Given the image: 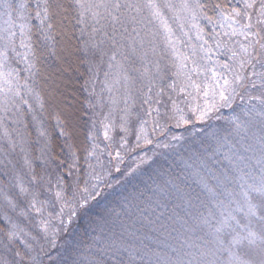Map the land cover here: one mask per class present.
Returning <instances> with one entry per match:
<instances>
[{
    "label": "trees",
    "instance_id": "obj_1",
    "mask_svg": "<svg viewBox=\"0 0 264 264\" xmlns=\"http://www.w3.org/2000/svg\"><path fill=\"white\" fill-rule=\"evenodd\" d=\"M10 2L18 5L21 0ZM198 2L205 5L201 9L205 20L195 31L179 37L180 46L184 53L189 52L187 56L195 54L201 69L209 70L201 71L198 76L192 73L196 84L202 85L206 76L210 79L213 70L231 80L233 72L223 67L225 63L245 77L243 86L236 88L232 106L220 107L205 119H198V113L194 114L191 108L203 105L202 94L197 95L190 86L185 93L169 87L173 83L187 85L188 81L184 73L177 75L179 71L171 57L173 51L166 47V43L161 46L158 42L161 55L154 53L156 59H153V54L146 52L151 45L145 36L142 49L138 46L135 53L127 50L130 60L125 68L130 72L132 69L139 70L132 72L137 76L135 82L128 81L131 84L128 92L132 93V89L134 92L130 101L133 105L129 110L131 115L124 125L127 131L108 134L107 139L97 123L100 120L97 106L100 99L104 100L106 96L105 87L101 88V85L112 77L108 69L115 46L105 35L102 40L97 38L100 43L95 42L93 48L88 46L82 24L78 22L80 15L75 0H50V3L62 7L50 10L52 19L46 20L43 25L34 11H30L35 8L37 0H27L29 11L24 15L29 19H21L13 13V31L17 33L15 49L17 44L19 47L22 44L20 25H25L23 41L25 44L26 38L28 58L34 65L28 83L36 97L32 104L35 106L38 103L33 113L35 120L28 117L21 125L27 126L31 132L30 144L26 142L30 165L27 168L25 165V168L30 182L38 189L35 205H45L47 210L44 214L50 213V222L47 224L49 236L44 239L39 229L44 221L41 216L25 208L21 200L14 199L11 192L6 191L5 198L11 209L0 207V234L5 236L10 230L33 227L35 239L42 246L35 253L42 258L39 264H188V246L192 242L206 240L204 232L191 233L194 229L191 226L209 209L213 210L217 201L230 191L237 170L230 165L226 151L228 143L233 140L234 125L246 121L257 132L264 130V103L253 99L260 97L264 89L260 80L251 75L253 71L264 69L259 64L255 69L250 65L240 68L236 58H232V51L242 54L240 45L247 46L249 43L243 35L219 36L220 15L215 5L222 4L230 10L243 8V2ZM3 12L0 7V36L6 35L3 29L7 27L4 21L8 17ZM206 17H212V21L209 22ZM171 21V26H175V20ZM252 22L255 25V15ZM48 23L54 27L47 29ZM220 30L228 32L223 28ZM107 33L111 34L110 28ZM199 43L202 45L191 54L190 45L193 49V45ZM10 51L8 60L12 66L16 69L22 67L18 64L15 51ZM121 59V55L117 54L113 62L119 64ZM93 62L99 63L98 71L92 69ZM186 63L187 73L194 66L191 59ZM144 68L148 73L141 75ZM146 78L153 82L149 87L151 92L144 87ZM223 82V79L219 80L220 84ZM253 84L256 86L253 87ZM134 93H137L136 96ZM188 93L192 96L189 97ZM195 96L196 99H192ZM149 97L152 111L150 115H145L149 104L141 105V101ZM157 100L159 103L155 102ZM172 100L177 101L191 123L177 126ZM105 103H102L104 107ZM156 109H159V116ZM142 120L146 121L143 125ZM155 121L160 127H156ZM31 122L39 126L46 139L35 137ZM143 132H147L148 139L153 143L148 144L143 138L137 140V134L143 137ZM43 144L48 149L42 153L44 155L40 147ZM165 144L168 147L160 146ZM93 145H96L94 150ZM34 176L42 179L33 180ZM205 182L214 192L207 191ZM86 183L99 184L102 196L90 201L91 210L84 215L77 209L76 200L79 190ZM59 189L61 196L57 197ZM73 210L77 211L76 216L71 215ZM3 216L17 218V226L13 228L5 224ZM50 242H54L55 247ZM10 248L4 258L6 264H16L20 260L16 252L31 255L28 248Z\"/></svg>",
    "mask_w": 264,
    "mask_h": 264
},
{
    "label": "snow or ice",
    "instance_id": "obj_2",
    "mask_svg": "<svg viewBox=\"0 0 264 264\" xmlns=\"http://www.w3.org/2000/svg\"><path fill=\"white\" fill-rule=\"evenodd\" d=\"M76 5L78 6L80 20L79 23L84 22V18L87 16L91 18L95 23L99 24L101 20H107L109 23L107 25H102L101 28L110 27L111 34L105 32L104 35L110 41L112 45L115 46V50L112 53L111 60H116L117 54L121 55L123 61H129L130 57L127 54V50H130L132 53L137 51L138 46L142 49L144 46V37L150 36L152 39H155V36L158 34L152 30L145 31L143 36L141 31L138 29L143 26L147 28L148 25H154V21L158 22L159 27L164 30V40L165 43L172 49H175V42L172 40L173 29L169 24L167 13H172V19L179 21L181 19L180 13L190 9V4L188 0H179V3H174L173 0H75ZM0 7L4 9L3 15L7 16L8 19L4 21L7 27L3 29V32L6 35L0 36V40L3 41V44L0 45V69L4 68V60L8 57L9 50L15 51V37L17 33L13 31L15 27V22L13 20V13H16L21 19H29L30 17H25L24 13L29 11L27 0H21L18 5H13L10 0H0ZM59 4L50 3V0H37L36 6L30 11H34L36 18L40 19L41 24H45L46 20H51L52 15L50 10L61 8ZM197 8L203 9L205 5L199 4L197 0ZM215 8L219 10V15L221 19L225 21L224 24H221V27H227L230 29V33L226 32L225 35L237 36L243 35L246 40L249 41L248 45H240L242 54L232 51V58H236L238 55L240 59L238 61L239 67L244 68L246 65H250L253 69L256 68V65L259 64L261 69H264V0H243V8H231L226 9L222 4L215 5ZM256 16V23L253 25L252 18ZM209 22L212 21V17H206ZM47 29H52L54 25L48 23L46 25ZM179 27L182 29L183 24H179ZM25 25H20V35L24 36ZM256 29L253 31V29ZM120 29V30H118ZM101 29L93 28L92 31L95 33ZM119 37V39H117ZM51 37H49L50 39ZM139 38V39H138ZM148 43L152 46L153 51L155 50V45L152 44V40H149ZM23 46V42H22ZM251 49V51H249ZM126 50V51H122ZM176 54V53H174ZM146 55V53H144ZM184 61L192 60L193 68L189 69L187 73H184L185 79L188 81L187 85L181 84L176 85L173 83L169 87L173 90H177L180 93L187 92V87H192L195 89L197 95L203 96V105L197 104L195 108H191V111L196 114L198 113V119H205L208 114L214 110H218L220 107H231L232 101L236 95V88L242 87L244 84L245 77L235 72L234 69L229 66L227 63L223 65L224 68L233 72L232 79L229 80L222 73H217L214 70L212 71L211 78L205 77L204 82L201 84H196L192 79V73L195 72L197 76L201 71H209L208 69H201L197 64L195 59V54L192 56L182 57ZM134 63V61H133ZM34 67L30 64L29 68ZM110 68H118L123 75V79L129 82H135L137 76L133 75L132 72L139 71L138 69H132L131 72L129 69H125L123 64H109ZM182 69H187V63L180 65ZM147 68L143 69L141 75L147 73ZM107 76L108 74L105 73ZM177 75H181L180 72ZM252 76L258 78L261 82V87L264 89V70L251 73ZM12 76L11 72L0 71V78H4V83L8 85L7 89L0 88V109L7 112L9 111L10 106H16V97H20V102L27 104L28 100L24 99L21 96V90L19 87L12 86L11 80L9 79ZM223 79V84L219 83V80ZM256 85L253 84V87ZM27 87V86H26ZM29 93L32 92L31 88H27ZM151 92V88H149ZM163 89H161V93ZM188 96L191 97L192 94L188 93ZM218 98V99H217ZM171 99V97H169ZM196 99V97H192ZM253 99H260L264 103V91L260 97H253ZM151 97L143 99L141 105L149 104V109L145 112V115L151 114ZM159 103V101H155ZM173 115L176 118L177 126L180 123L188 124L191 123L189 119L186 118L183 109L179 108L177 101L172 100ZM157 116H159V109L155 110ZM131 112L126 110L124 116L120 117L122 123L120 127L127 131L124 127L127 123ZM139 118V114H138ZM146 121L142 120L141 124L143 125ZM156 127H160L159 122L155 121ZM113 125H105L104 136L108 137V129ZM143 131V128L141 129ZM7 135V130L5 131ZM137 140L141 138L145 140L146 143H153L152 140L148 139L147 135L141 137L137 134ZM173 139H176L173 137ZM126 143V142H125ZM161 147H168L167 144L160 145ZM96 145H93V150ZM93 153H90V155ZM261 154L264 156V141L261 145ZM116 155L119 157L120 153L117 151ZM143 163V161H141ZM27 163V161H26ZM117 172L120 171L119 168L116 169ZM134 171V169H133ZM130 174V173H128ZM33 180H40L42 178L33 177ZM100 188L99 184L88 185L87 183L80 189L79 198L76 200V207L84 215H87L91 210L90 201H95L97 197L102 196V191L98 190ZM205 188L208 192L212 193L214 190L208 188L207 183L205 182ZM21 191H26L21 187ZM241 195L243 197V203L237 202L238 207L234 210L225 209L219 211V217L217 218L216 213L211 209L208 210L206 215L200 217V223L208 228L212 229L214 233L217 234L218 243L223 244V240L220 239L221 234L227 229L230 230L232 235L231 240L228 242V247L225 249L229 253L230 259L228 264H252L251 260H246L243 258V255L235 251V247L241 244L247 243L248 246L253 248H259L261 253V260L259 264H264V167L260 170V176L258 181H254L251 184L242 183L240 185ZM255 194V195H254ZM57 197L61 196V193H56ZM7 199V197H6ZM218 204L221 202L217 201ZM35 207V200H33L32 205ZM222 206V205H221ZM223 207V206H222ZM40 211L39 208L36 209ZM234 212L243 213V218L247 223H241L240 219L237 218ZM78 213L76 210H73L71 213L72 216H76ZM215 219V224L212 223V220ZM259 224V230H253L250 225L253 222ZM240 229L243 231H238ZM18 233L15 231H8L5 233L6 239L9 242H12ZM52 246L55 247L54 242ZM15 255L20 257V260L16 264H24V260L30 261V264H37L36 258L27 256V254H22L21 252H16ZM51 259V257H50ZM55 264V262H54ZM189 264H192V261H189ZM202 264H213L212 261H203Z\"/></svg>",
    "mask_w": 264,
    "mask_h": 264
},
{
    "label": "rangeland",
    "instance_id": "obj_3",
    "mask_svg": "<svg viewBox=\"0 0 264 264\" xmlns=\"http://www.w3.org/2000/svg\"><path fill=\"white\" fill-rule=\"evenodd\" d=\"M173 2L179 3V0H173ZM241 2H243V0H241ZM188 3L191 6L190 9L181 12V19L178 22L175 21V26L172 27V40L175 42V49L170 48L166 44V47H169V50L173 51L171 57L174 61L173 64L175 65V68L178 69V71L182 74L186 73V69H182L180 67V65L186 63V61H184L182 57L189 55V52L184 53L183 48L180 46L181 40H179V37H181L183 34H187L191 30L195 31L196 29H198V26H200V24L205 20V15L201 13V9L196 7L197 0H188ZM167 16L169 18V24L170 22L172 23V13L168 12ZM108 23L109 22L106 19L101 20L100 23L97 24L87 16L84 18V22L81 23L83 28L82 31L85 42L89 47L91 46V48H93V46H95V42L100 43V39L102 40L103 37H105L104 33L107 32L110 27L101 28V26L107 25ZM221 23L224 24L225 21L223 20L222 22L219 17L218 25H221ZM179 24H183L184 27L181 29L179 27ZM154 25L155 27H153L152 25H148L147 28L141 26L138 29L139 31H141V34L148 30H152L158 33L155 36L154 40L150 36H147L146 38V41L152 40V44L155 45L154 51L152 46H150V48L148 47V51H146L149 55L150 53L153 54V56H151L153 59L155 58V55H161L160 50H158L157 47L158 42H160L161 46L165 44V41L162 40V36H164V30L159 27L158 22L154 21ZM94 27L101 30L94 33L92 31ZM220 28L226 29L230 33V29H228L227 27L220 26ZM220 28L219 36H221L222 38L223 36H225V34L220 30ZM98 37L100 38L99 40H97ZM21 40V42H23V46L22 44H20V47L18 44L16 45L15 56L18 60V64H21L22 67L16 69L12 66L7 57L4 60V68L0 69V71H3L5 73H12V76L9 78L11 80L12 86H18L21 90V96H23L24 99L28 100L27 104H23L20 102V97L18 96L16 97V106H10L9 111L7 112L0 109V207L7 206L6 208L8 210L11 209V206L5 198L6 191L9 193L11 192L14 199L21 200L26 205L25 208L31 209L32 212L38 214L44 220L42 221L41 225H39L41 227L39 229L42 230L45 239V236H49L47 224L50 222V217H48L50 213L44 214V211H46L47 208L42 203H37L35 207L31 206L33 200H35L36 203V194L38 192V189L34 187V185L30 182V177H28L26 170V168L30 165L29 160H27L26 156V142L30 144L29 134H31V132L29 133L30 129L27 128V126L21 125L24 124V119L28 117H31L32 119L33 117L35 118L33 113L35 111V107H38V103L36 102L35 106L32 104L34 101H36V97H34V94H32V92L29 93L27 91V88H30L28 78L30 77V73L32 74V68H29L31 62L28 58L26 38L25 44L23 41V36H21ZM200 43L203 44V42ZM200 43L194 44L193 49L192 44L190 45L191 54L193 50H196L198 48L199 45H202ZM113 50H115V47H113ZM157 50L158 54H156ZM206 54H208V51H206ZM239 59L240 56L238 55L236 57V61L238 62ZM120 63H122L125 68V65L128 64V61H123L121 59ZM112 64H115L113 60ZM92 69L98 71L99 63L97 64L93 62ZM108 70L111 72L112 77L110 80H106L101 85V88L105 87L106 96L104 100L100 99V102L98 103L97 108L99 109L98 115L100 114V120H98L97 123H99V128L103 129L104 131L105 125H113L108 129V134H116L117 131H124V129L120 127L121 124H119L122 123L120 117L124 116L126 110L129 111L133 108V105H131L130 101L132 100L131 94L134 92V89H132V93L128 92L129 89H131V84H128V81H125L123 79V75L119 72L120 69L109 68ZM21 73H23V75ZM200 78L202 80L203 76H201ZM144 80V87L148 89L153 84V82L150 79L148 80V78ZM7 87L8 85L4 83V78H0V88L6 90ZM136 94L134 93V96H136ZM101 101L103 104L106 102L105 107L101 103ZM34 120L35 119H33L32 121ZM32 123L33 122H31V124ZM259 126L260 128L262 127V125ZM6 130L7 135H5ZM33 134L36 138L38 137L39 139H41V137L43 136L46 139V134L42 132V130L39 128V126H37L36 123H33ZM142 134L146 135L147 132H143ZM232 136L233 140L231 139L232 141L228 143L226 154L230 165L234 168V170L236 169L237 172L233 175V182H231L232 186L230 188V191L224 198H222L221 201H219L221 202L220 204H215V207L212 210L214 213H216L217 218L219 217V211H223L225 209L234 210L238 207L237 202L243 203L240 185L242 183L251 184L254 181H258L260 170L262 167H264V156H262L261 154V145L262 141H264V130L261 132H257L249 122L241 121L234 125ZM40 147L42 148L41 154L48 151V149L46 150V148L44 147V144ZM23 163L25 164L23 165ZM21 187L26 189V191L22 192ZM59 193H61L60 189ZM229 193L231 194L227 196ZM37 208H39L40 211H37ZM233 214H235L237 218L240 219V222L242 224L247 223V221L243 218V213L234 212ZM2 218L5 224H8L13 228L17 226V218H14L13 216H3ZM215 222V219H213L212 223L215 224ZM191 227L192 229L194 228L193 230L191 229V233L193 234L197 232L198 234L204 232L206 240L204 242L195 241L188 246L187 256L190 259L187 263L189 264V261H192V264H202L203 261H212L213 264H228V260L230 259V257L228 251H226L225 249H227L228 242L232 238L230 230L226 229L221 234L220 239L223 240V244H220L218 243L217 234L214 233L212 229L202 225L200 223V220ZM250 227H252L253 230H259V224L255 221L252 225H250ZM237 230L241 231V234H243L242 230ZM15 232L18 233V235L12 242H9L6 239V236L0 234V262L6 264L7 260H5L4 258L6 257V254H8V248L14 247L16 249H19L20 247L28 248V254H31L30 257L36 258V262L37 264H39L42 261V258L40 256L37 257L35 253L38 252V249L40 250L42 246L41 244L39 245V242H37L35 239V230L33 229V227H30L29 229L22 228L18 231L15 230ZM235 251L242 254L244 259L251 260L252 264H259V261L262 258L259 248L250 247L246 242L245 244L236 246ZM28 261L26 260L25 264H29L30 261Z\"/></svg>",
    "mask_w": 264,
    "mask_h": 264
}]
</instances>
